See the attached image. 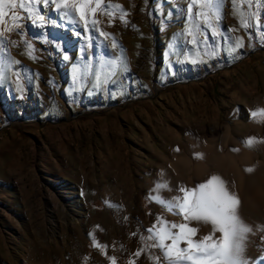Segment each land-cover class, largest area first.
Segmentation results:
<instances>
[{
    "label": "rangeland",
    "instance_id": "rangeland-1",
    "mask_svg": "<svg viewBox=\"0 0 264 264\" xmlns=\"http://www.w3.org/2000/svg\"><path fill=\"white\" fill-rule=\"evenodd\" d=\"M110 2L122 6L127 23L119 10L115 18L98 12L100 23L86 30L78 14L62 19L49 3L39 6L43 27L23 19L20 34L0 40V61L20 62L0 81V264H112L110 257L129 264L118 255L134 248L143 249L135 264H156L154 241L141 239L145 228L123 237L112 199L134 189L131 221L140 213L156 224L169 212L146 182L181 143L248 138L247 124L258 120L264 134L263 116L252 115L264 102V45L239 26L231 0L220 28L243 37L235 51L210 32L207 44L190 42L187 30L201 21L190 18L189 0ZM252 10L264 14V6Z\"/></svg>",
    "mask_w": 264,
    "mask_h": 264
},
{
    "label": "snow or ice",
    "instance_id": "snow-or-ice-1",
    "mask_svg": "<svg viewBox=\"0 0 264 264\" xmlns=\"http://www.w3.org/2000/svg\"><path fill=\"white\" fill-rule=\"evenodd\" d=\"M55 4V9L61 14V18H75L83 21L87 30L89 22L93 26L98 25L97 13L115 18L116 10L120 11L119 19L127 23V15L119 4H112L110 0H0V40L5 39V33L15 32L20 34L23 19H30L38 27L47 23V18L40 11V5L47 6ZM225 0H189L188 13L190 18H199L201 23L196 25V31L192 28L187 34L192 37L191 43L207 44L209 32L211 39L221 37L226 43L232 45V51L244 46L242 36H224L220 28V21L223 16ZM233 12L238 17V23L249 36L255 33L264 45V14L259 10H252L253 5L264 6V0H231ZM246 4L248 11L244 12L240 5ZM7 8V10H6ZM19 9V11L17 10ZM194 9H198L195 10ZM109 24L112 19H109ZM229 29L228 31H237ZM203 34L204 40L199 41L198 36ZM101 35L109 34L101 31ZM181 35H184L181 33ZM29 50V55L34 51L33 45L24 41ZM34 58V57H32ZM64 59L69 57L64 55ZM195 62V61H193ZM19 61H0V81L6 78V73L11 69L12 64H19ZM99 79V77H97ZM253 117L264 116V109L253 111ZM251 147L254 143H264L256 138H249L245 141ZM179 151V149H176ZM199 156V154H197ZM251 172L252 169H246ZM160 195L157 201L165 204L168 211L174 215L182 216L185 222H168L161 217L157 223L146 229L149 233L147 239L154 243L151 247L160 249V255L154 257L156 264H244L241 258L242 241L245 234L250 231L239 214L240 199L232 192L227 182L218 175H212L205 182L196 185L195 188L180 187L179 191L183 196L164 197L163 191L167 185H157ZM191 221L210 224L211 231L207 235L197 237L199 229L189 226ZM220 233L217 237L216 233ZM145 239V237H141ZM183 245V246H182ZM95 246V241H94ZM143 249H138L133 255L139 257ZM115 264V258H109ZM129 264H135L130 261Z\"/></svg>",
    "mask_w": 264,
    "mask_h": 264
},
{
    "label": "bare ground",
    "instance_id": "bare-ground-1",
    "mask_svg": "<svg viewBox=\"0 0 264 264\" xmlns=\"http://www.w3.org/2000/svg\"><path fill=\"white\" fill-rule=\"evenodd\" d=\"M259 104V109H264L262 107L264 102H259ZM262 120L264 123V116ZM247 127H253L254 129V133L249 135L248 138L226 135L220 144L216 140H211L207 144L202 139L190 141L188 145L181 143L176 157L171 162L165 163L163 167H158L156 175L149 179L146 184L149 187V196L153 201H157L156 197L160 195L157 185H167V190L163 191L162 195L171 198L176 196L173 190L177 189L178 186L195 188L196 185L205 182L212 175L223 178L229 189L239 197L241 202L239 214L250 229L245 234L246 238L242 241L241 258L244 264H264V143H254L251 147L245 143L253 137L257 141H264V134L259 120L248 123ZM249 168L252 169L251 172L246 171ZM168 187L173 188V190L170 191ZM108 193H110L108 188L103 189L102 198L107 206L106 211L110 212L111 200ZM134 199V189L119 193L112 199L117 204L118 212L124 218L122 222L123 237L128 240L132 239V229H138L140 234H143L141 229H148L154 224L151 225L146 222L139 212L137 220L131 221L130 212L133 210ZM163 206L166 207L165 204ZM168 212L169 214L166 218H163L164 220L176 223L185 222L182 216ZM107 220L108 225L113 224L112 213L107 215ZM187 223H189V226L199 229L197 237L207 235L211 231L210 224L196 221ZM64 226L65 224L62 225V229H64ZM106 233V230L101 232L98 229L96 235L105 241ZM219 235L220 233L217 232L216 236ZM143 236L147 238L149 233H145ZM259 236L262 238L258 239ZM136 245L135 247H137ZM136 251L134 248L128 250L127 253L119 254L118 262L134 260L137 258L133 255ZM157 251V253L151 251L153 257L150 254L149 257L154 258L156 255H160V249H157ZM96 261L98 259L93 262Z\"/></svg>",
    "mask_w": 264,
    "mask_h": 264
}]
</instances>
